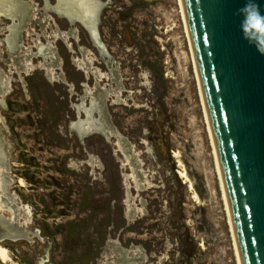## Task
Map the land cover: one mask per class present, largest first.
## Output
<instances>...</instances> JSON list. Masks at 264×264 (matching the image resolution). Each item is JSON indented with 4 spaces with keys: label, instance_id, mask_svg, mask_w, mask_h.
<instances>
[{
    "label": "rangeland",
    "instance_id": "1",
    "mask_svg": "<svg viewBox=\"0 0 264 264\" xmlns=\"http://www.w3.org/2000/svg\"><path fill=\"white\" fill-rule=\"evenodd\" d=\"M106 10L0 18V264H241L182 0Z\"/></svg>",
    "mask_w": 264,
    "mask_h": 264
},
{
    "label": "water",
    "instance_id": "2",
    "mask_svg": "<svg viewBox=\"0 0 264 264\" xmlns=\"http://www.w3.org/2000/svg\"><path fill=\"white\" fill-rule=\"evenodd\" d=\"M184 3L243 262L264 264V55L240 31L243 0Z\"/></svg>",
    "mask_w": 264,
    "mask_h": 264
},
{
    "label": "flooded vegetation",
    "instance_id": "3",
    "mask_svg": "<svg viewBox=\"0 0 264 264\" xmlns=\"http://www.w3.org/2000/svg\"><path fill=\"white\" fill-rule=\"evenodd\" d=\"M36 3L42 5L37 8ZM109 3H113V0H0V18L11 19L7 38L9 45L14 48L18 47L28 24L34 20H42L49 12L55 18L54 21H66L70 29V38L77 43L84 35L92 40L96 36L99 37V29L101 30L105 23ZM35 14L37 17L33 19ZM55 24L54 26L59 29L58 24ZM80 29L83 31L82 35ZM101 57L107 63L109 57L104 50ZM87 110L88 114L91 113L90 106Z\"/></svg>",
    "mask_w": 264,
    "mask_h": 264
},
{
    "label": "clouds",
    "instance_id": "4",
    "mask_svg": "<svg viewBox=\"0 0 264 264\" xmlns=\"http://www.w3.org/2000/svg\"><path fill=\"white\" fill-rule=\"evenodd\" d=\"M240 31L245 41L264 55V11L257 0H243L238 9Z\"/></svg>",
    "mask_w": 264,
    "mask_h": 264
},
{
    "label": "bare ground",
    "instance_id": "5",
    "mask_svg": "<svg viewBox=\"0 0 264 264\" xmlns=\"http://www.w3.org/2000/svg\"><path fill=\"white\" fill-rule=\"evenodd\" d=\"M182 4H183L184 12H185V19H186V23H187V27H188V31H189L190 42H191V46H192V50H193L195 65H196L198 79H199V84H200V89H201V92H202L203 101H204V105H205V109H206V114H207V119H208V123H209V128H210L211 136H212L213 143H214V146H215L216 154H217V157H218V161H219L218 163H219L220 168H221V175H222V180H223V184H224V191H225V195H226V198H227V201H228V207H229V211H230V214H231V219H232V222H233V229H234V233H235V236H236V241H237V245H238V249H239V256H240L241 264H244L243 258H242V254H241L240 245H239V241H238V238H237V233H236L234 221H233V214H232V209H231V205H230V201H229L227 187H226V183H225V179H224V175H223V171H222L221 159H220L219 151H218L217 144H216V141H215L214 132H213V128H212V124H211V120H210V115H209L207 103H206V100H205V93H204V89H203V85H202V81H201V77H200L199 67H198V64H197V59H196V55H195V51H194V47H193V43H192V39H191V33H190V28H189L188 18H187V14H186L184 0H182ZM176 157L179 158V155L176 154ZM179 162H180V165H182L181 161H179ZM180 176H181L182 179H184L186 181L187 184L190 185L189 188H190V190H192L194 192V197L199 200L198 195L195 192V189L193 187V183H192L191 179L189 178L187 171L186 170L181 171L180 172ZM0 260L1 261H6V262H12L10 251L7 248H5V247H3L1 245H0Z\"/></svg>",
    "mask_w": 264,
    "mask_h": 264
}]
</instances>
